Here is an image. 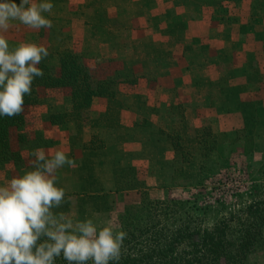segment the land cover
<instances>
[{"label":"rangeland","instance_id":"rangeland-1","mask_svg":"<svg viewBox=\"0 0 264 264\" xmlns=\"http://www.w3.org/2000/svg\"><path fill=\"white\" fill-rule=\"evenodd\" d=\"M53 3L51 14L45 13L52 20L50 29H32L15 22L6 33L10 45L23 41L43 44L49 55L40 64L53 66L59 72L61 57L68 56L103 84L108 85V80L115 82L116 95L94 96L105 98L107 107L94 117L90 106L84 126L98 120L109 107L111 111L122 103L139 105L141 124L146 125L144 133L150 126V133L163 143V158L158 161L161 168L156 176L147 168L137 169V175L134 167H116V181L124 188L121 190L131 185H138V191L143 186L149 188L148 178L154 182L152 192L145 191L151 199L187 200L200 212L207 211L209 221L220 215L228 218V212L235 214L240 202L246 199L245 191L264 179V0ZM199 87L205 90L197 97ZM71 90L69 84L35 87V99L25 104L22 112L23 124L12 128V157L0 163V183L28 167L33 150H64L62 137L69 134L71 142L80 138L83 128L79 132L73 121L53 122V116L72 110ZM186 107L188 115L184 112ZM119 111L121 120L124 114ZM133 113L128 111L129 121L135 120ZM198 129H203L199 140L216 143L207 154L196 152L193 161L186 163L182 151L174 148L169 138L178 137L176 140L180 138L188 144ZM92 136L104 141L98 133ZM93 152L89 150L81 157L79 175L75 176L77 189L66 193L64 203L55 212L83 218L87 205L101 213L116 198L103 191L94 167L93 177L89 176L87 164L91 161L93 166L98 151ZM56 175L57 182H61L63 176L58 171ZM235 177L241 183L240 193L235 190ZM141 196L139 192L136 200L114 213L118 229L119 214L125 206L140 203ZM261 233L263 245L249 260L229 263L222 258L219 264H264V227Z\"/></svg>","mask_w":264,"mask_h":264},{"label":"clouds","instance_id":"clouds-1","mask_svg":"<svg viewBox=\"0 0 264 264\" xmlns=\"http://www.w3.org/2000/svg\"><path fill=\"white\" fill-rule=\"evenodd\" d=\"M53 0H0V117L24 112L25 96L42 77L38 67L49 50L23 41L11 46L6 36L15 22L32 29H50ZM74 161L60 149L31 152L29 166L0 183V264H119L126 232L113 221L77 218L55 212L65 189L57 170Z\"/></svg>","mask_w":264,"mask_h":264},{"label":"trees","instance_id":"trees-1","mask_svg":"<svg viewBox=\"0 0 264 264\" xmlns=\"http://www.w3.org/2000/svg\"><path fill=\"white\" fill-rule=\"evenodd\" d=\"M44 71L42 77L33 81L31 95L25 96V104L35 99L36 86H72L71 96L73 108L53 116V122L66 124L73 121L79 132L86 124V112L89 110L94 96L116 95L115 82L102 83L87 69L78 65L73 58L61 57V70L53 66L39 64ZM118 107V109H117ZM101 113L98 120L90 123L93 126L111 125L121 130L128 129L120 123L118 114L119 104ZM23 114L12 117H0V163L12 157L11 136L12 128H19L23 123ZM203 129H198L196 136L188 144L178 137L169 138L174 148L182 151V160L186 163L193 161L197 153L207 154L214 147L216 140H199ZM169 137V133L167 134ZM20 138V137H19ZM22 139V137H21ZM92 139V140H91ZM84 144L85 150H93L94 154L104 146V141L92 136ZM171 140V141H170ZM176 140V141H175ZM96 142V146L90 145ZM89 176L93 177L91 161L87 164ZM129 172L130 170H126ZM116 174V169H115ZM264 177V171H262ZM118 176L116 175V178ZM264 179L252 185L246 193V199L235 209V214L228 212L213 217L210 221L207 211L189 205L187 200L151 199L145 192L147 187L140 190L141 201L138 204L125 206L119 214L120 226L126 232L122 256L119 264H219L222 258L229 263H243L256 254L263 245L261 230L264 227ZM116 191L121 188L116 181ZM240 181L235 177V190L242 191ZM128 186L127 188H132ZM136 188L139 190L138 185ZM227 221H226V220ZM56 264H67L59 257Z\"/></svg>","mask_w":264,"mask_h":264},{"label":"crops","instance_id":"crops-1","mask_svg":"<svg viewBox=\"0 0 264 264\" xmlns=\"http://www.w3.org/2000/svg\"><path fill=\"white\" fill-rule=\"evenodd\" d=\"M55 7L58 8L57 5H55ZM83 26L88 27L86 25ZM88 28H91V25ZM76 32L77 30L74 29V35L78 36ZM196 84L198 83H195V85ZM198 86L200 85L198 84ZM204 90L205 88L199 87V90H197L199 93L196 96H202ZM183 101H187V99H183ZM122 104L120 105L119 109L122 110V114H124V117L121 118L120 123L130 129L128 131V134H126V130H121L119 128L117 129L111 125L93 126L91 124H87L83 127L80 138L74 139L71 142L69 134L65 135V137H62V139H64L63 141H61V143L65 146L63 151H65L68 156L74 161V163H76L72 166L66 164L63 168L57 170L58 173H60V176L62 175L64 177L63 179V177L61 176L62 181L57 183L59 186L65 189V193H70L77 189L75 187L77 186V183H75V176L79 175L78 168L80 167V164L82 165L81 157H83V155L87 154V152L89 151L84 149V143L90 139L91 135L97 133L100 134V136H102L105 141L104 147L98 150L97 157L95 158V160L93 159V167L96 174L95 176H97L99 183L103 188V191H107L110 194L113 193L116 198L112 201L110 200L111 202L108 210H105L101 213H95L96 211L92 210V207L90 205H87L86 215L83 218L90 217L96 221L111 220L114 223V213L122 209L125 203L133 202L139 197V191L137 190V188H129L116 191L115 169L117 166L134 167L137 175V169L140 168L141 170H143L147 168L148 170H150L151 174L155 176L159 173L158 171L161 168V164L158 161L161 160V156L163 158L164 148H162L161 146V144L163 145V143L160 141L157 135L150 133V131H152L150 126L149 130L144 133L146 125L144 126L143 124H141L143 122V115L139 113V105L129 106L126 105V103ZM105 107H107V100L105 98L94 97L91 104V116L96 117L100 112L106 109ZM129 107H131V110L133 109V115H136L135 120L129 121L128 117L126 116L128 114V111L132 113ZM188 110V107H186L184 110V112H186V115H188ZM159 111H162V107L159 108ZM68 127L72 128L71 125H69ZM71 144L73 152H70ZM78 159L80 160V162ZM154 159H157V161L152 164V161ZM147 182H149V188L147 189L152 192V190L154 189V182L149 181L148 178ZM83 218L81 217L80 219Z\"/></svg>","mask_w":264,"mask_h":264}]
</instances>
